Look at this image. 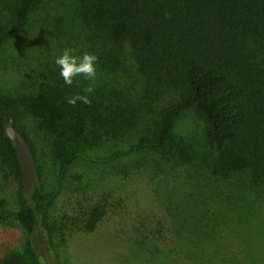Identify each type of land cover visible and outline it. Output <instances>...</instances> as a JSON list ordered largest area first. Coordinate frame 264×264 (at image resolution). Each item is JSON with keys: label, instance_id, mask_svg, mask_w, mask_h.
<instances>
[{"label": "trees", "instance_id": "trees-1", "mask_svg": "<svg viewBox=\"0 0 264 264\" xmlns=\"http://www.w3.org/2000/svg\"><path fill=\"white\" fill-rule=\"evenodd\" d=\"M42 1L15 0L1 38L16 33ZM68 5L69 38L97 56V71L116 77L118 85L92 81L94 91L86 93L90 85L83 79L75 77L68 86L58 78L41 91L0 92V150L18 176L16 221L26 234L40 224L52 231L51 241L57 234L51 213L55 192L40 187L24 193L17 153L6 134V125L13 123L30 143L40 170V149L26 117L47 135L62 174L103 141L132 133H137L132 153L169 146L173 151L177 119L196 112L204 122L206 151L195 153L193 168L246 169L254 186L264 187V0H70ZM76 94L88 95L91 104H68ZM4 208L7 200L0 195ZM97 210L89 214V224L97 222L92 214ZM21 242L2 249L0 264H38L31 241Z\"/></svg>", "mask_w": 264, "mask_h": 264}, {"label": "rangeland", "instance_id": "rangeland-1", "mask_svg": "<svg viewBox=\"0 0 264 264\" xmlns=\"http://www.w3.org/2000/svg\"><path fill=\"white\" fill-rule=\"evenodd\" d=\"M68 4L43 0L16 33L4 40L0 35V92L45 90L49 81L63 79L55 59L65 48L84 54L80 42L69 38ZM15 8V0H0V34ZM112 78L97 71L94 82L116 87ZM34 121L24 118L41 154L33 190L55 192L51 213L57 234L51 241L52 231L40 224L29 235L16 221L20 184L0 150V195L7 200L0 210V253L22 238L21 244L31 241L38 264H264V187L254 186L246 169L193 168L195 153L206 151L204 122L196 112L177 119L173 151L169 146L132 153L137 137L132 133L103 141L62 174L47 135ZM96 206L97 222L89 224Z\"/></svg>", "mask_w": 264, "mask_h": 264}, {"label": "clouds", "instance_id": "clouds-1", "mask_svg": "<svg viewBox=\"0 0 264 264\" xmlns=\"http://www.w3.org/2000/svg\"><path fill=\"white\" fill-rule=\"evenodd\" d=\"M76 50L73 48H65L63 53L55 59L56 65L60 68V75L66 85L72 86L74 78L83 76L85 79L95 81L97 77L96 62L97 56L91 53H84L83 55H74ZM79 83V81H77ZM86 93L94 91L93 87L89 86L84 89ZM84 104H91L88 95L76 94L67 98V103L75 106L77 102Z\"/></svg>", "mask_w": 264, "mask_h": 264}, {"label": "water", "instance_id": "water-1", "mask_svg": "<svg viewBox=\"0 0 264 264\" xmlns=\"http://www.w3.org/2000/svg\"><path fill=\"white\" fill-rule=\"evenodd\" d=\"M6 134L13 142L17 153L22 173L24 193L29 195L32 192L35 183L40 178V170L35 154L28 140L15 128L13 123L10 122L6 125Z\"/></svg>", "mask_w": 264, "mask_h": 264}]
</instances>
